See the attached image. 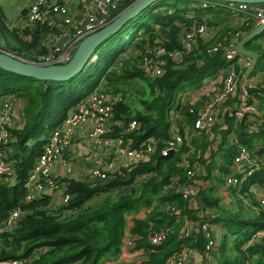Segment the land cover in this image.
<instances>
[{
    "label": "trees",
    "instance_id": "obj_1",
    "mask_svg": "<svg viewBox=\"0 0 264 264\" xmlns=\"http://www.w3.org/2000/svg\"><path fill=\"white\" fill-rule=\"evenodd\" d=\"M131 1L123 0L107 20ZM160 1L148 6L123 30L101 43L96 49L99 60L68 80H40L0 67V96L24 101V123L11 129L15 138L5 146L7 159L16 170V181L11 184L0 181V221L14 207L19 206L21 214L11 229L3 233L0 260L30 257L21 264H98L101 259L118 255L121 239L128 229L136 235L135 246L144 250L139 264H161L184 245L203 255L208 251L207 243L215 239L210 228L208 234L204 233L202 225L216 222L227 227V233L209 249L212 262L264 264V208L250 189L253 183H264V86L247 87V101H256V127L250 129L247 114L242 117L223 114L222 122L211 126L218 140L216 143L209 138L206 128L194 125L200 108L211 96L191 102L182 100L179 95L187 88L197 89L206 76L214 75L230 63L221 49L208 52L207 46L213 45L216 39L226 44L238 31L240 38L255 25V19L231 22L220 16L224 14L219 12L221 9L202 7L199 0H170L172 10L158 11ZM4 13L0 7V41L6 47H0V50L39 61L36 56L44 51L40 38L46 31L45 24L29 23L23 36L16 28L5 26ZM204 13L208 15L206 23L214 26V35L206 43L199 39L197 47L186 50L181 36L193 23L202 22ZM216 16L221 17L219 22L215 21ZM131 27L136 29L128 32ZM138 31L142 37L133 42V48H136L133 55L124 57L113 69L108 70L104 64L97 74L92 72L100 62L101 54L105 56L119 48L123 34L129 33L127 43H131ZM263 34L264 31L246 43V47L259 52L256 66L247 78L259 69L263 72L261 81H264V47L258 39ZM156 45L163 46L167 53L178 50L180 65L176 67L171 56L166 54L161 75L153 76L142 69L143 52ZM122 50L125 48L120 52ZM238 57L231 62L241 76L246 65L236 64ZM101 77L106 79L109 91L121 95L113 106V118L138 122V126L127 133L133 139L132 146L138 147L150 136L156 139L151 157L130 168L121 167L120 172L107 179H59L56 182L71 197L56 207H49L51 191L26 200L23 183L35 157L42 151L45 137L60 123L69 107L93 89ZM135 78L143 81V88L137 98L138 104L132 105L133 91L124 85ZM172 127L184 138L183 142L173 148L172 155L161 157L156 165L162 149L173 138ZM119 129L116 128L114 133ZM239 145L261 154L262 165L243 181L240 188H224L225 177L231 172L232 159ZM190 187H195L196 191L185 195V189ZM222 187L237 196L239 211L222 205L218 192ZM245 195L251 199L247 205L242 199ZM145 207L150 209L144 216H135ZM252 208L256 211L247 212ZM65 209L73 212L63 216ZM130 214L134 215L132 225L127 226V215ZM186 220L193 226L188 233L184 227ZM161 230L166 232L165 238L158 243L151 242V233ZM258 231L262 233L257 235ZM254 235L256 238L249 242Z\"/></svg>",
    "mask_w": 264,
    "mask_h": 264
},
{
    "label": "built area",
    "instance_id": "obj_2",
    "mask_svg": "<svg viewBox=\"0 0 264 264\" xmlns=\"http://www.w3.org/2000/svg\"><path fill=\"white\" fill-rule=\"evenodd\" d=\"M72 0H34L31 5V13L28 22H40L45 24L46 31L42 35V44L51 47L53 39L60 41V45L55 47L50 54L38 57L42 63H63L72 56L78 42L88 33L95 31L99 27L107 23L110 13L119 9L123 0H76V7L70 11L69 4ZM198 4L202 7L214 6L219 8L222 13L229 18L235 19L239 17L240 22L249 18L255 19V25L264 21V4L263 3H247V2H230L222 0H199ZM194 4L191 3V6ZM73 16V17H72ZM71 20V21H70ZM234 22V21H233ZM235 23V22H234ZM58 28V29H57ZM214 26L210 27L206 22H195L189 28L185 29L182 34L183 47L190 50L197 47L199 39L202 41L206 38V43L214 34ZM241 33L235 32L231 41L223 44L222 41L216 39L213 45H208V52H215L219 49L224 53L226 60L230 62V70L224 78L223 87L217 91L210 99L200 108L197 118L195 119V127L203 128L215 122V114L213 108L222 106L220 112L222 114L242 117L247 114L250 129H254L257 121H254V115L257 114L256 101H247V87H254L257 84L264 86V81L258 79L246 78L241 82V76L232 67L233 58L236 56L232 53L233 44ZM203 35L204 38L199 36ZM52 38V39H51ZM197 38V42H196ZM169 54L175 64H180L181 53L178 50L166 52L161 45L153 48H147L142 54L140 67L147 73L158 76L164 71L165 55ZM152 55V56H151ZM96 56V52L90 57V62ZM243 58L244 66L248 64L249 58L238 55ZM177 57V59H174ZM255 76H258L257 74ZM106 79L101 77L99 82L93 89L88 91L73 106H71L64 118L49 131L42 144V151L35 157V160L28 171L23 186L26 189L25 199H33L41 193L51 191V203L49 207H56L59 204L66 203L71 197L69 192H64L62 187L56 181L65 177L74 179L95 181L97 179H107L121 171V167H131L139 161L147 160L151 157L155 150L156 139L152 136L147 137L140 143L138 147L132 146L133 139L127 135L132 132L138 122L132 119L124 122L113 118V106L120 99L119 93L106 91ZM237 87H240V99L237 102H230L234 97ZM15 98L8 95L0 96V181L7 184L16 181V170L12 162L7 159L5 146L14 140L12 128L20 127L24 123V117L19 116V110L13 103ZM23 107V106H22ZM22 112V108H21ZM84 126L83 132L79 135L78 128ZM120 128L115 134V129ZM207 128V127H205ZM79 139H87L92 141L91 147L87 153L92 158H88L90 166L84 172H70L69 164L71 161L78 162L75 154V144ZM183 137L174 129L173 138L169 141L168 146L162 149V154L167 153L169 149H173L182 144ZM95 147L98 149L95 150ZM98 154V156H97ZM113 155V159L108 161L106 157ZM60 165L64 167L62 172H55L54 167ZM262 165V155L252 152L244 145H239L231 163V172L226 175L223 187L240 188L241 184L247 177ZM192 174L191 171H189ZM260 187L257 197L261 207L264 208V183H254L252 186ZM195 187L186 188L185 195L194 194ZM73 212L71 209H65L62 213L66 216ZM21 210L19 206L10 209L6 218L0 221V247L3 243V233L10 230L15 220L20 216ZM210 222L202 225V230L208 234ZM188 233V232H186ZM164 230L154 231L150 235L153 243H158L165 238ZM136 235L125 230L121 239L120 250L116 257L101 259L98 264H139L143 258L144 250L137 248L135 245ZM252 239L249 240V242ZM215 244L214 240H210L203 255L200 254L201 264L204 260L207 262L210 258L209 249ZM193 249L188 246H182L180 249L171 253L161 264H186L192 259ZM30 257L2 259L0 264H21Z\"/></svg>",
    "mask_w": 264,
    "mask_h": 264
},
{
    "label": "water",
    "instance_id": "obj_3",
    "mask_svg": "<svg viewBox=\"0 0 264 264\" xmlns=\"http://www.w3.org/2000/svg\"><path fill=\"white\" fill-rule=\"evenodd\" d=\"M160 0H133L124 6L114 17L95 31L85 35L77 44L72 56L63 63H42L13 55L10 52L0 50V67L21 75L34 77L40 80L64 81L72 78L90 64V57L96 52L97 47L106 39L118 33L131 19L137 17L148 6ZM230 2L263 3L264 0H222ZM264 31V21L254 25L233 44L232 53L249 58L242 75L241 82L249 76L256 66L259 52L253 48H247L246 43L256 35ZM174 153L169 149L167 153L157 157L158 165L161 157H168ZM196 264H201L200 253L194 249Z\"/></svg>",
    "mask_w": 264,
    "mask_h": 264
},
{
    "label": "rangeland",
    "instance_id": "obj_4",
    "mask_svg": "<svg viewBox=\"0 0 264 264\" xmlns=\"http://www.w3.org/2000/svg\"><path fill=\"white\" fill-rule=\"evenodd\" d=\"M33 1L34 0H0V7L5 12L4 13L5 15H3V21H4L5 26L6 27H10L12 29L16 28L19 31V33L24 36V34H22V33H23V30H24L25 27H29L28 24L30 22H28V19L30 18L29 16H30V13H31V5H32ZM48 1L51 3L53 0H48ZM74 1H76V0H72L71 3L69 4L70 11L72 13H73L72 10L76 7ZM190 4L191 3H188L187 5H190ZM164 9H168V10H172L173 9V5H172V2L170 0H163V1L161 0L160 1L159 5L157 6V10L158 11H162ZM222 11L223 10H219L220 13H222ZM204 14H206V13H204ZM207 16H208L207 14L202 16L203 17V20H202L203 22H207ZM228 24H229V22H228ZM209 26L212 27L213 24H211V25L209 24ZM135 29H136V27H133V28L131 27L128 32L134 31ZM128 32L123 34V36H122L123 41L120 43L122 45L121 47H120V44H119V48H114L109 54H107L105 56H103V54H101L100 62L97 64V66L93 67V71L92 72L97 74L98 73V69L101 66H103L104 64H107L108 70L113 69V67H116L117 65H119L124 60V57H130L131 55L134 54V52L136 51V48H133V42L135 40H138L142 36L139 35L140 32L138 31L137 35L134 36L133 41L131 43H129V42L127 43L128 39H129V33ZM199 37L202 38V39L204 38L203 35H201ZM1 40H3V38H1ZM205 40H206V38L203 39L201 41V43H204ZM60 41L61 40L57 41V39H53L52 46L48 47V46L42 44V37H41L40 38V43L43 45L42 47L44 48V51L41 52V53H38L36 57L46 56V55L50 54L51 51L54 50L55 47L60 45ZM196 42H197V38H196ZM0 47L1 48H6V47H4L2 45V41H0ZM123 47L125 48V50H122L120 52V50ZM112 55H115V56L112 57ZM17 56L21 57L22 55L18 54ZM22 58L26 59V57H23V56H22ZM174 59H177V57H175ZM96 60L97 61L99 60V57H98L97 53H96V56L94 57V59L90 62V64L94 63ZM173 61H175V60H173ZM175 66L178 67L177 64H175ZM256 74L258 76H255ZM256 74H254V77L252 76L253 78H251V79H258L259 78L258 80H262L261 76L263 75V72L262 71H257ZM125 86H126V89H129V87H130L132 89V91H133L131 93V96H130L133 99L132 105L138 104L137 98L141 94V89L143 88V81L141 79H139V78H135L134 80H131L127 85H124V87ZM238 88L239 87H237L236 92L239 95L242 91H241L240 88L239 89ZM105 90L109 91L107 85L105 87ZM236 92H234V93H236ZM127 97L129 99V96H127ZM232 99H233V97L230 99V102L234 103V102H237L240 98L238 99V97H236V99H234L235 101L232 100ZM13 103L15 104L16 109L19 110L18 111L19 112V116L22 117L23 116V113H22L23 111L21 112V108H22V106L24 104L23 99L16 98ZM221 107L222 106H215V108H213V112L215 114V122H217L220 119V117L223 115L220 112ZM172 112H173V110L171 109V113ZM250 187H253V186L250 185ZM254 196H255V194H254ZM242 199H243L244 204H246V203L248 204L249 201L251 202V199H250L249 196L245 195V197H243ZM237 205H238V203L234 202L233 206L229 207V210L239 211ZM250 210L256 211L255 208H252ZM247 212H249V211H247ZM256 236L257 235H254L251 239L256 238ZM212 260H213L212 258H210L207 262L204 260V264H213V263L215 264V261L212 262Z\"/></svg>",
    "mask_w": 264,
    "mask_h": 264
},
{
    "label": "crops",
    "instance_id": "obj_5",
    "mask_svg": "<svg viewBox=\"0 0 264 264\" xmlns=\"http://www.w3.org/2000/svg\"><path fill=\"white\" fill-rule=\"evenodd\" d=\"M210 16L214 17L215 15L210 14ZM220 16L222 18L230 19L231 22L234 21L237 23L239 21L238 20L239 17H236L235 19H233V18L231 19V17L229 18L226 14H221ZM220 18L216 16L214 19L217 22ZM218 25H223V24H218ZM258 41L264 47V34L262 37H259ZM247 48H250V47H247ZM244 61L245 60L241 57V58H237L235 63L238 64L240 67H243ZM230 66L231 65L228 64L226 67L218 69L214 75L206 76L202 80L201 85L197 89L187 88V89L183 90L179 94L180 98L184 101L187 100V101H191V102H194V101L196 102V101L203 99L204 97L206 98V97L212 96V94H214L217 90L222 88L224 78L226 77L228 71L230 70ZM232 67L235 68L234 63L232 65ZM257 71H260V70L257 69ZM256 72H255V74H256ZM252 76H254V75H252ZM235 96L238 97V99L240 98L239 97L240 95H238V93L236 92L232 100L236 99ZM221 122H222V116L215 123H221ZM213 124L214 123H212L208 126H205V127H207L205 132L208 133L209 138L211 140H213V143H216L218 140H217V138L215 139V132H213V130L211 128V126ZM205 127H203V128H205ZM83 130H84V126L82 125L78 128V134L80 135L83 132ZM217 137H218V135H217ZM74 144H75V146H74L75 154L77 155L78 162H75L73 160L71 161V163L68 165L70 172H84L91 165L88 158H92L89 153L85 152L86 148L84 146H86L89 150L90 149L89 147L93 146L92 141H89L87 139H79L76 142H74ZM95 150L98 151V149L96 147H95ZM89 151L91 152L92 150H89ZM97 156H98V154H97ZM112 159H113V155H108L106 157V160H108V161H110ZM54 170H55V172L59 173V172H62L64 170V167H62L60 165H56L54 167ZM250 189L254 192L255 196H257L259 191H261L260 187H258L257 185L250 187ZM218 192H219L220 197H221V203H222V205L227 206L226 208L229 209V207L233 206V203L236 202L237 196L234 193L227 191L223 187H222V189L219 188ZM149 209H150V207L142 208L138 213L135 214V216H144L146 211H148ZM248 211H249V213H253L252 210H250V209ZM132 216H134V215L133 214L127 215V222H126L127 226L132 225ZM184 227H185L186 232H189L190 230L193 229V226L189 220L185 221ZM209 228H210V231H212L214 234L215 243H219L222 240V238L224 237L225 233H227V227H225L219 223H216V222H212V223L210 222ZM260 233H262V232L258 231L257 235H259ZM188 262H187V264H196L197 263L194 252H192V259L189 260Z\"/></svg>",
    "mask_w": 264,
    "mask_h": 264
}]
</instances>
